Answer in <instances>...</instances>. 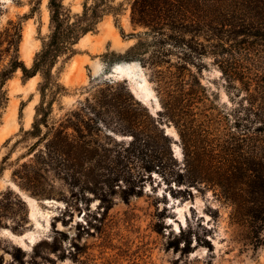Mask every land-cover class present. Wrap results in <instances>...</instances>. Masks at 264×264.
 <instances>
[{
    "label": "rangeland",
    "instance_id": "1",
    "mask_svg": "<svg viewBox=\"0 0 264 264\" xmlns=\"http://www.w3.org/2000/svg\"><path fill=\"white\" fill-rule=\"evenodd\" d=\"M62 1L72 12H81L85 0ZM131 1L115 0L123 5L121 15H105L97 31L75 45L77 53L56 64L66 90L47 116L50 132L40 125L36 136L39 75L23 78L18 68L5 82L8 101L0 109V264H264V244L252 245L247 215L251 181L264 164V44L251 36L220 41L201 33L207 53L187 65L194 78L185 71L184 81L168 85L184 92L181 97L194 90L191 111L183 109L192 116L182 139L174 124L159 115L161 104L150 80L155 68L137 61L159 102L155 111L153 103L135 99L129 79L106 75L113 64L131 61L126 50L136 39L128 35L143 31L130 23ZM240 9L236 3L231 12L239 16ZM9 23L20 24L16 54L30 67L50 32L48 0H0V32ZM10 53L3 51L0 68ZM176 53L170 58L174 63ZM107 80L116 83L126 106L138 113V127L152 148L143 152L156 150L165 168L140 171V155L129 146L132 135L119 133L115 109L97 102V91ZM87 98L90 105L85 108ZM60 127L69 136L66 155L60 158L64 165L46 154V143ZM118 170L123 175L114 182ZM19 192L35 200L34 218ZM3 229L15 235L29 231L30 238L20 245Z\"/></svg>",
    "mask_w": 264,
    "mask_h": 264
},
{
    "label": "trees",
    "instance_id": "2",
    "mask_svg": "<svg viewBox=\"0 0 264 264\" xmlns=\"http://www.w3.org/2000/svg\"><path fill=\"white\" fill-rule=\"evenodd\" d=\"M236 3L241 6L239 16L231 12V7L234 8ZM48 10L50 32L42 38L41 47L34 54L30 67H26L16 54L21 38L20 24L9 23L10 26L0 32V42H6L3 48L2 43L0 44V59L3 51L9 55L13 52L8 63L0 68V109L7 104L8 96L4 85L13 72L19 68L23 78L39 75L40 100L36 104V136L41 132L40 125L48 128L47 116L52 110V103L66 90L59 82L56 64L65 63L74 56L77 53L75 45L78 41L88 32L97 31V26L105 15L120 16L124 8L122 3L115 4V0H93L91 4L85 0L81 12H72L62 0H48ZM130 23L133 27H141L143 31L128 35L130 39L135 38L136 41L127 48L126 59L138 61L142 67L155 68L150 80L155 82L161 104L159 115L172 122L183 139L185 131L188 130L189 117L192 116L189 111L184 113L183 109L191 111L194 90L190 88L185 93L191 98L185 95L181 97L180 94L184 92L177 93L178 88L171 89L168 85L174 83L177 86L180 80L184 81L182 78L186 72L194 78L187 65L207 53L206 46L199 41L201 33L206 38L220 41L236 35L251 36L264 44V0H132ZM146 37H149V40ZM174 50L177 52L175 63L170 60ZM162 66H165V70L156 69ZM115 84L110 80L103 83V87L97 91L98 104L102 108H114L120 128L118 132L132 135L129 146L134 148V153L140 155L141 172L165 168L163 158L156 150L151 154L143 152V149L148 148L149 136L138 127L140 121L138 113L126 106V101L116 92ZM123 88L126 89L125 84ZM47 94L50 100L46 103L44 99ZM85 102L83 107L87 108L90 105L89 99L87 98ZM132 105L140 107L138 102ZM143 110L152 126L157 129L155 118L148 114L145 108ZM51 129L48 128V131ZM53 136L54 139L46 143V154H49L56 164L64 165L60 158L66 155L68 148L69 136L66 128L60 127ZM160 136L168 141L166 135L161 133ZM151 149L148 148V151ZM64 169L68 170L67 167ZM122 173L123 170H118L113 181L116 182ZM126 173L130 178L133 175L131 170ZM254 177L250 176V180ZM111 181L112 178L108 179V182ZM251 182L247 215L250 218L252 245L257 248L264 244V234H261L264 232V164L259 176L255 177V182Z\"/></svg>",
    "mask_w": 264,
    "mask_h": 264
},
{
    "label": "bare ground",
    "instance_id": "3",
    "mask_svg": "<svg viewBox=\"0 0 264 264\" xmlns=\"http://www.w3.org/2000/svg\"><path fill=\"white\" fill-rule=\"evenodd\" d=\"M112 70H110L106 75L110 78L114 79H129V81L133 82L131 85V92L134 94L135 99L140 100L142 103L150 104L152 105V110H158L160 109L159 102L154 95L153 90L149 87V82L146 79V76L144 75L142 71V67L138 65V62L136 61H129V62H117L113 64ZM100 66L98 65L95 68V74L97 75L99 73ZM136 80V82H135ZM166 134H172V131L169 127H166L165 129ZM174 153L178 157V147L174 145ZM15 185V184H14ZM15 189H17L14 186ZM22 199L27 203L29 207V216L31 218H34L35 212L37 210L35 200L21 192H19ZM45 202L51 203L53 200H44ZM3 233L7 234V236L17 242L18 244L22 245L24 244V240L30 238V232L26 231L20 235H15L11 233L7 229L2 230Z\"/></svg>",
    "mask_w": 264,
    "mask_h": 264
},
{
    "label": "water",
    "instance_id": "4",
    "mask_svg": "<svg viewBox=\"0 0 264 264\" xmlns=\"http://www.w3.org/2000/svg\"><path fill=\"white\" fill-rule=\"evenodd\" d=\"M111 70H112V69H111ZM138 101H140V100H138ZM143 104L145 105V103H143ZM166 127H167L166 125H163V126H162V128H164V129H165Z\"/></svg>",
    "mask_w": 264,
    "mask_h": 264
}]
</instances>
